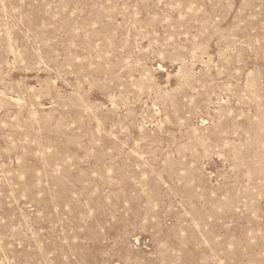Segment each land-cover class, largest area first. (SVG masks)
I'll use <instances>...</instances> for the list:
<instances>
[{"label":"rangeland","instance_id":"374dc122","mask_svg":"<svg viewBox=\"0 0 264 264\" xmlns=\"http://www.w3.org/2000/svg\"><path fill=\"white\" fill-rule=\"evenodd\" d=\"M263 119L264 0H0V264H264Z\"/></svg>","mask_w":264,"mask_h":264},{"label":"bare ground","instance_id":"6f19581e","mask_svg":"<svg viewBox=\"0 0 264 264\" xmlns=\"http://www.w3.org/2000/svg\"><path fill=\"white\" fill-rule=\"evenodd\" d=\"M131 17V16H130ZM129 43V42H128ZM70 48V47H69ZM253 94V93H252ZM264 120V119H263ZM196 141H197V139H196ZM203 142V141H202ZM234 153V152H233ZM237 155V154H236ZM258 167V166H257ZM145 194V193H144ZM197 227V226H196ZM1 238V237H0ZM168 249V248H167ZM57 252V251H56ZM163 254V253H162Z\"/></svg>","mask_w":264,"mask_h":264}]
</instances>
